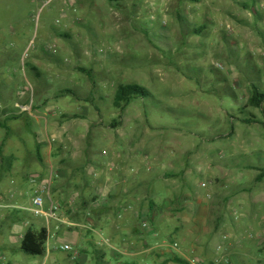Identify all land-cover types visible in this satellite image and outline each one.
I'll list each match as a JSON object with an SVG mask.
<instances>
[{"label": "rangeland", "instance_id": "rangeland-1", "mask_svg": "<svg viewBox=\"0 0 264 264\" xmlns=\"http://www.w3.org/2000/svg\"><path fill=\"white\" fill-rule=\"evenodd\" d=\"M0 4L8 11L0 77L15 79L26 113L49 112L37 132L49 140L53 182L63 171L72 177L86 169L93 179L92 166L104 169L96 160L154 141L155 154L192 173L199 195L226 199L212 215L226 228L223 247L215 260L197 263L264 264V178L257 181L264 172V105L248 104L252 87L264 93V0H139L118 9L106 0ZM121 85L150 96L119 110ZM23 189L29 210L32 190L27 183ZM29 211L21 218L43 226ZM20 227L0 220V238ZM65 258L48 264H72ZM43 261L18 244L0 251V264ZM80 264H96L92 250Z\"/></svg>", "mask_w": 264, "mask_h": 264}, {"label": "crops", "instance_id": "crops-1", "mask_svg": "<svg viewBox=\"0 0 264 264\" xmlns=\"http://www.w3.org/2000/svg\"><path fill=\"white\" fill-rule=\"evenodd\" d=\"M7 14L0 4V49L7 41ZM17 88L15 79L0 77V116H3L0 122L11 114H23L27 108ZM5 99L7 102H3ZM41 109L27 113L35 136L26 131L21 120L8 125L12 136L7 138L0 154V205L7 209H0V220L21 227L12 237L1 236L0 251L13 249L17 244L20 250L29 229L37 232L46 229L43 218H35L44 221L40 227L32 220L21 218L24 211L30 210L25 205L27 194L23 184L31 188L33 200L50 180L52 168L55 171V161L47 147L49 140L42 142L37 132L49 115V112L41 113ZM4 139L6 131L0 128V143ZM155 146L154 141L146 146L139 143L132 149L128 147L126 155L119 149L112 161L96 160L94 164H102L104 169L99 172L101 169L92 166L93 179L89 178L92 172L88 173L87 169L86 174L79 171L78 176L75 173L72 177L63 171L52 183L53 201L65 205L60 214L63 224H51L53 241L73 246L76 264L91 250L96 264L98 259H103V264H179L178 259L205 263L213 259L216 247H223L226 228L223 221L216 220L215 224L212 215L224 210L226 199L216 202L204 199L190 183L188 177L192 173L179 172L174 161L166 163L160 152L158 155L153 152ZM38 148L41 160L37 156ZM56 176L55 171L53 178ZM214 195L220 196L218 192ZM70 202L75 203L74 208H69ZM84 226L90 229L83 230ZM171 243L180 245L188 255L173 252L169 248ZM102 245L110 251L103 250ZM59 255L65 254L53 253L49 262ZM65 259L70 263L67 256Z\"/></svg>", "mask_w": 264, "mask_h": 264}, {"label": "trees", "instance_id": "trees-1", "mask_svg": "<svg viewBox=\"0 0 264 264\" xmlns=\"http://www.w3.org/2000/svg\"><path fill=\"white\" fill-rule=\"evenodd\" d=\"M109 2L111 6L114 8H123L126 7L127 2L134 3L139 0H106ZM203 28V27H202ZM199 32V31H196ZM65 97L68 95H73L70 91H63L61 93ZM150 96V93L136 85H121L118 87L115 95V101L114 106L115 108L124 111L127 107H129L134 101L145 99ZM249 106L255 109H262V106L264 105V93L260 92L258 87H252L251 90V97L248 101ZM264 114V112H263ZM21 120L25 127L26 131L30 135L35 134L31 130V124H30V118L28 117L27 113L24 112L21 115H14L11 114L4 118L2 122H0V128L6 131V139H4L0 143V154L1 151L5 145V142L7 138L12 136V131L9 128V123ZM247 123H251V121H245ZM118 126V125H115ZM37 156L39 160H41V154L40 149H37ZM264 178V172H262L258 178L257 181L260 182ZM46 242H47V231L46 229H42L39 232L34 231L33 229H29L28 232L24 235L22 242H21V248L20 251L28 256H34V257H45L46 254ZM99 264H103V259H98ZM177 262L179 264H189L186 261L178 259ZM134 264V263H132Z\"/></svg>", "mask_w": 264, "mask_h": 264}, {"label": "built area", "instance_id": "built-area-1", "mask_svg": "<svg viewBox=\"0 0 264 264\" xmlns=\"http://www.w3.org/2000/svg\"><path fill=\"white\" fill-rule=\"evenodd\" d=\"M24 112L29 111V108L23 110ZM54 173H52L50 180L46 184L44 190L41 193H38L32 200V208L30 209V213L35 218H43L46 221V231H47V242H46V254L44 257V261L42 264H48L49 258L53 253H61L65 254L68 257L70 263H75L76 258V251L75 248L71 245L62 244L59 242L53 241L55 238V234L53 233V229L51 228L52 223H59L63 224L60 219V214L64 210V205L58 202L53 201L52 199V183H53ZM69 208H74L75 203L70 202L68 203ZM0 209H7L0 205ZM3 218H6V215H3ZM83 229L89 230L90 227L84 226ZM242 241L246 240V237L239 238ZM169 248L172 249L175 253H183L184 255H188L187 251H183L180 245L176 243H171ZM224 262L229 263L230 260L227 257H224ZM191 264H198L197 261L190 260Z\"/></svg>", "mask_w": 264, "mask_h": 264}]
</instances>
